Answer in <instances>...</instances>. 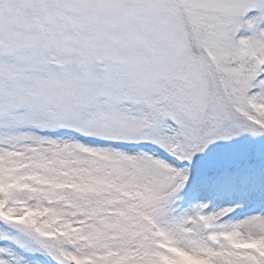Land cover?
I'll list each match as a JSON object with an SVG mask.
<instances>
[{
	"label": "snow or ice",
	"instance_id": "obj_1",
	"mask_svg": "<svg viewBox=\"0 0 264 264\" xmlns=\"http://www.w3.org/2000/svg\"><path fill=\"white\" fill-rule=\"evenodd\" d=\"M0 264H264V0H0Z\"/></svg>",
	"mask_w": 264,
	"mask_h": 264
}]
</instances>
